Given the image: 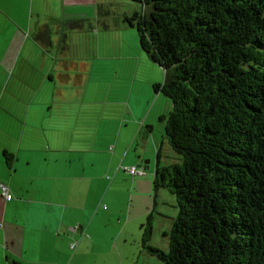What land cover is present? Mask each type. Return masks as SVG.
<instances>
[{
    "label": "crops",
    "instance_id": "0c3cea01",
    "mask_svg": "<svg viewBox=\"0 0 264 264\" xmlns=\"http://www.w3.org/2000/svg\"><path fill=\"white\" fill-rule=\"evenodd\" d=\"M108 1L31 2L41 31L33 37L34 23H28L30 44L18 51L23 53L20 67L25 71L37 63L40 87L48 91L49 82L55 88L60 83L62 96L45 98L41 117L49 123L42 132L5 133L0 141V183L12 194L6 200L0 192V264H163L142 246V239L151 214L150 245L167 251L178 214L169 205L174 197L166 188L156 191L154 183L159 159L162 165L178 161L165 133L158 135L156 130L165 127L162 116L173 104L161 97V91L154 95L150 89L132 104L96 103L102 110L98 118L91 113V99L71 96L95 77L94 60L89 59L102 55L82 47L98 39L100 33L89 31L94 30L98 5ZM132 16L127 18L130 23ZM17 60L9 66H16ZM150 73L138 81L154 87L157 74ZM110 102L117 108L109 110ZM31 110V103L23 109L24 125L32 120ZM94 118L103 121L105 130L90 128ZM151 156L156 157L154 165ZM134 165L144 167L145 173L132 175L121 167ZM75 223L81 229L73 232L69 226ZM73 240L77 245L70 249Z\"/></svg>",
    "mask_w": 264,
    "mask_h": 264
},
{
    "label": "trees",
    "instance_id": "16d2710c",
    "mask_svg": "<svg viewBox=\"0 0 264 264\" xmlns=\"http://www.w3.org/2000/svg\"><path fill=\"white\" fill-rule=\"evenodd\" d=\"M134 1L178 157L154 181L178 205L169 248L150 245L151 214L142 246L163 264H264V0Z\"/></svg>",
    "mask_w": 264,
    "mask_h": 264
},
{
    "label": "rangeland",
    "instance_id": "374dc122",
    "mask_svg": "<svg viewBox=\"0 0 264 264\" xmlns=\"http://www.w3.org/2000/svg\"><path fill=\"white\" fill-rule=\"evenodd\" d=\"M44 1L46 0H35L36 3ZM31 2L32 0H0V132L2 135L0 141L5 140V133L11 135L12 133L17 134L20 130H25L28 134L32 133L35 136L40 131L42 132L49 123V120L41 117L43 113L41 107L45 98L59 99L62 96L58 89L60 83L55 88L52 82H46L48 85L51 84L48 91H45L44 87H40V71L37 63L30 67L26 66L25 71H22L20 67L23 53L18 55V51L21 48L22 51L25 50L30 44V40H26L29 33L28 23H34L33 37H36L41 31V28L36 26V12L31 13ZM98 6L100 8H98L97 16L92 22L94 30L89 32L92 34L100 33V35H98V39H92V42L83 46L82 49L97 50L102 58L89 59L91 62L94 60L95 77L91 78V83L86 89L77 88L73 90L71 96L91 99L94 102L92 115L101 118L102 115L98 114L102 113L101 105H96V103L123 101L126 105L130 100L132 104L137 97H145L147 90L150 89L154 95H157L153 84L138 80L141 77H147L152 72L157 74L155 76L157 80H154V83L163 82L165 74L163 67L153 62L142 49L139 31L127 19L128 16L141 12V4L134 0H109L107 3L105 2V5L101 6L100 4ZM84 21L87 22V20ZM86 22L84 23L85 26ZM79 23L77 21L76 25L79 26ZM8 52L11 53L9 57H7ZM17 58L16 66H9V62L13 65ZM96 77H101V79ZM146 83L150 87L146 86ZM160 94L164 100L171 101L163 93ZM6 99L8 104H5ZM28 103L32 104L30 112L32 120L27 121V124L24 125L21 117L23 109ZM111 104V102L108 104L109 110L117 108ZM98 108L100 110H97ZM78 112L82 114L83 111L78 109ZM104 113L107 114V111ZM6 115H8V119H6ZM101 122L103 121L97 122V119L94 118L90 123L94 127L90 126V128L93 131L105 130V124H101ZM80 127H82L81 124H79ZM156 130L159 132L158 135L165 133L164 126L162 128L156 127ZM171 150L176 154L173 149ZM155 158V156L148 158L151 159V165L155 164ZM164 190L174 197L175 203L172 204L169 201L171 203L169 205L178 210L175 195L168 189Z\"/></svg>",
    "mask_w": 264,
    "mask_h": 264
},
{
    "label": "built area",
    "instance_id": "2783aa9c",
    "mask_svg": "<svg viewBox=\"0 0 264 264\" xmlns=\"http://www.w3.org/2000/svg\"><path fill=\"white\" fill-rule=\"evenodd\" d=\"M121 167H122V169L131 173L132 175H140V174L145 173L144 167H138L135 165L134 166H121ZM0 192L5 197L6 200H10L12 198V194L10 193L8 187L3 183H0ZM69 229L71 231L75 232L78 229H81V226L79 223H75V224L69 226ZM76 245H77V241L73 240L72 242H70L69 247H70V249H74L76 247Z\"/></svg>",
    "mask_w": 264,
    "mask_h": 264
}]
</instances>
